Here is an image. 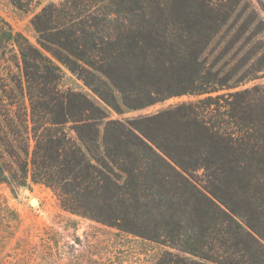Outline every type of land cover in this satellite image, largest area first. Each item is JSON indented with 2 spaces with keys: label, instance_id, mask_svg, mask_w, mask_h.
I'll use <instances>...</instances> for the list:
<instances>
[{
  "label": "trees",
  "instance_id": "16d2710c",
  "mask_svg": "<svg viewBox=\"0 0 264 264\" xmlns=\"http://www.w3.org/2000/svg\"><path fill=\"white\" fill-rule=\"evenodd\" d=\"M246 4L51 2L32 19L38 44L9 25L0 59L11 44L23 95L1 98L0 182L43 183L65 210L165 245L156 264H264V91L240 89L264 71V42L244 71L205 60ZM257 29L252 38L263 18ZM57 61L117 112L202 97L111 119L86 93L60 89Z\"/></svg>",
  "mask_w": 264,
  "mask_h": 264
},
{
  "label": "rangeland",
  "instance_id": "374dc122",
  "mask_svg": "<svg viewBox=\"0 0 264 264\" xmlns=\"http://www.w3.org/2000/svg\"><path fill=\"white\" fill-rule=\"evenodd\" d=\"M61 1L34 0L30 8H25L12 0H0V38L10 25L15 32L38 44V32L32 22L35 13L48 3ZM245 1L247 4L239 10V17L224 28L205 53L207 63L224 67L242 63L243 71L251 66V51L258 41L264 42V32H259L256 38L251 34L258 30L259 20L264 19V0ZM5 48L11 58L0 59V109L4 94L11 95L15 105L23 95L20 89L23 74L19 59L15 58L16 51L11 44ZM57 62L63 69L60 89L86 93L108 111L111 119L151 115L202 97L174 95L140 109H129L122 104L121 112H117L94 95L68 67ZM259 75L257 79L247 80L240 89L264 91V71ZM4 86L9 91H2ZM118 97L121 100L119 93ZM26 102H29L27 96ZM167 249L163 244L65 210L56 193L43 183L29 182L18 187L0 182V264H156Z\"/></svg>",
  "mask_w": 264,
  "mask_h": 264
},
{
  "label": "water",
  "instance_id": "95a60500",
  "mask_svg": "<svg viewBox=\"0 0 264 264\" xmlns=\"http://www.w3.org/2000/svg\"><path fill=\"white\" fill-rule=\"evenodd\" d=\"M34 200V199H33ZM36 200V199H35Z\"/></svg>",
  "mask_w": 264,
  "mask_h": 264
}]
</instances>
